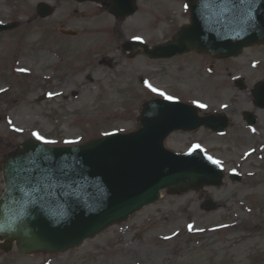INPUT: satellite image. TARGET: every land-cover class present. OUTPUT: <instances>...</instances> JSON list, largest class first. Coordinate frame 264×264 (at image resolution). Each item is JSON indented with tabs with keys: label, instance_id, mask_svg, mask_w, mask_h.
Wrapping results in <instances>:
<instances>
[{
	"label": "rangeland",
	"instance_id": "rangeland-1",
	"mask_svg": "<svg viewBox=\"0 0 264 264\" xmlns=\"http://www.w3.org/2000/svg\"><path fill=\"white\" fill-rule=\"evenodd\" d=\"M40 1L55 6L51 16H36ZM138 3L130 20L114 25L108 13L90 1L0 0V20L18 22L17 30L0 32V170L7 153L28 138L37 139L33 133L55 141L39 140L45 144L65 145L134 130L141 102L155 96L192 95L213 107L232 104L226 113L242 126V120L237 121L239 109L251 104L238 100L236 91L227 90L223 82L227 72H245L250 60H264V46L223 62L193 53L157 60L128 57L117 48L123 39L138 35L156 43L183 22L179 0ZM61 28L77 35L60 34ZM204 63L217 65V75L208 77ZM146 81L158 91L153 92ZM230 131L229 144L200 130L192 137L174 132L165 146L182 151L199 142L205 152L214 149L217 157L238 160L255 136L244 128ZM248 155L251 158L239 168L243 176L239 181L226 177L220 187L177 194L162 191L156 202L78 248L55 255L0 250V264H264V158ZM253 171L257 174L249 175ZM2 190L0 173V194ZM250 198L256 206L252 213L244 210L248 203L242 201ZM207 199L213 201L211 210L203 204Z\"/></svg>",
	"mask_w": 264,
	"mask_h": 264
},
{
	"label": "water",
	"instance_id": "water-1",
	"mask_svg": "<svg viewBox=\"0 0 264 264\" xmlns=\"http://www.w3.org/2000/svg\"><path fill=\"white\" fill-rule=\"evenodd\" d=\"M121 1L112 0L109 10L122 13ZM128 3L132 6V0ZM192 5V24L164 44L141 46V52L157 58L194 49L219 57L264 43V0H198ZM39 10L41 16L51 12L43 4ZM176 112L175 103L151 100L143 105L135 132L79 146L48 147L32 139L20 144L2 165L0 240L6 239L8 248L15 241L22 253L59 252L153 201L163 187L175 193L219 184L221 173L198 151L177 156L163 148L171 131L190 128L175 121Z\"/></svg>",
	"mask_w": 264,
	"mask_h": 264
},
{
	"label": "flooded vegetation",
	"instance_id": "flooded-vegetation-1",
	"mask_svg": "<svg viewBox=\"0 0 264 264\" xmlns=\"http://www.w3.org/2000/svg\"><path fill=\"white\" fill-rule=\"evenodd\" d=\"M253 66L255 67V70H254L255 76L251 74L249 69H247L245 72L243 71L241 72L247 75V78L245 79L243 78L244 82L243 80L241 82H236V85L242 88V91H241L242 94L250 95L251 93V97H252L251 103L252 104H253L252 100H254L256 93L264 94V63L262 62V59H258V64L256 65L254 64ZM248 81H250V84L248 83ZM248 98H250V96ZM261 110H264V109H261L257 106H252V111L254 112V114L255 112L259 114Z\"/></svg>",
	"mask_w": 264,
	"mask_h": 264
},
{
	"label": "snow or ice",
	"instance_id": "snow-or-ice-1",
	"mask_svg": "<svg viewBox=\"0 0 264 264\" xmlns=\"http://www.w3.org/2000/svg\"><path fill=\"white\" fill-rule=\"evenodd\" d=\"M134 39H139V37H134ZM22 71H23V69H22ZM146 84H147V86L153 91V92H156V91H158L156 88H154V87H152V85L150 84V83H148L147 81L145 82ZM161 95H164L162 92L160 93ZM167 99H173V97H171V96H169V97H167ZM201 107H203V105H201ZM33 135L34 136H36V138L38 139V140H42V141H44L45 143H55V141H47V140H45V138L43 137V136H41L39 133H33ZM71 141H69V143H70ZM197 148L199 147V145H197L196 146ZM209 159H211V157H209ZM213 163H219V161H215V160H213ZM188 227H189V230H191L192 229V225H188Z\"/></svg>",
	"mask_w": 264,
	"mask_h": 264
},
{
	"label": "bare ground",
	"instance_id": "bare-ground-1",
	"mask_svg": "<svg viewBox=\"0 0 264 264\" xmlns=\"http://www.w3.org/2000/svg\"><path fill=\"white\" fill-rule=\"evenodd\" d=\"M5 117H6V114H3V118L5 119Z\"/></svg>",
	"mask_w": 264,
	"mask_h": 264
}]
</instances>
